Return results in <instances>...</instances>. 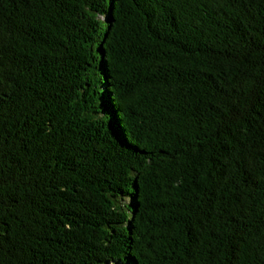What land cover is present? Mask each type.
I'll use <instances>...</instances> for the list:
<instances>
[{
	"label": "trees",
	"instance_id": "obj_1",
	"mask_svg": "<svg viewBox=\"0 0 264 264\" xmlns=\"http://www.w3.org/2000/svg\"><path fill=\"white\" fill-rule=\"evenodd\" d=\"M0 264H264V0H0Z\"/></svg>",
	"mask_w": 264,
	"mask_h": 264
}]
</instances>
